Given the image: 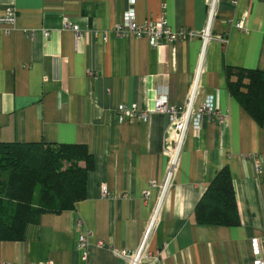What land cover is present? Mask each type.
Returning a JSON list of instances; mask_svg holds the SVG:
<instances>
[{
    "label": "crops",
    "instance_id": "obj_1",
    "mask_svg": "<svg viewBox=\"0 0 264 264\" xmlns=\"http://www.w3.org/2000/svg\"><path fill=\"white\" fill-rule=\"evenodd\" d=\"M206 1L0 0V16L16 9L9 33L0 26V143L84 145L93 160L84 200L73 210L43 214L27 240L0 242V264H127L115 253L138 247L156 198L149 185L163 178L170 138L165 115L151 112L140 123L118 119L115 109L135 103L151 111L161 89L169 104L181 106L201 41L153 48L146 38L108 33L127 10L139 25L163 18L173 31H200ZM244 13L241 32L234 25ZM212 34L224 41L206 49L194 106L211 96L225 119L203 117L188 129L148 244L160 256L156 264H254L252 241L264 239V128L229 94L225 74L227 67L264 72V0H219ZM223 168L231 175L239 223L198 225L195 207ZM87 234L84 261L76 243Z\"/></svg>",
    "mask_w": 264,
    "mask_h": 264
},
{
    "label": "trees",
    "instance_id": "obj_2",
    "mask_svg": "<svg viewBox=\"0 0 264 264\" xmlns=\"http://www.w3.org/2000/svg\"><path fill=\"white\" fill-rule=\"evenodd\" d=\"M229 94L264 127V72L227 67ZM93 160L84 145L0 143V242L29 238L43 214L70 211L84 200ZM198 225L239 223L231 175L220 170L194 210Z\"/></svg>",
    "mask_w": 264,
    "mask_h": 264
},
{
    "label": "built area",
    "instance_id": "obj_3",
    "mask_svg": "<svg viewBox=\"0 0 264 264\" xmlns=\"http://www.w3.org/2000/svg\"><path fill=\"white\" fill-rule=\"evenodd\" d=\"M238 0H231L232 5H236ZM219 0L206 1V19L200 31H192L181 28L177 31L171 30L164 19L158 22H150L139 25L135 23L132 10H127L125 19L122 23L113 27L108 34L119 39L133 37L135 39L146 38L153 48L159 47L163 44H170L175 41H190L192 39H199L201 41V50L198 58V63L195 68L190 87L186 93L184 103L181 106L171 105L167 99L166 89L158 91L153 98V105L151 111L139 107L133 103L130 105L120 104L116 107L115 112L120 120L137 121L140 123H147L149 114L151 112L165 115L167 117L166 134L170 138L169 144L165 145L163 152L166 156V168L163 178L159 184L150 182V188L156 189V198L152 206L148 221L143 231L142 237L134 252L122 250L116 252L118 258L124 260L127 264H156L160 260L159 254L152 255L149 252L148 244L152 233L154 232L161 212L173 186L176 173L179 169L180 159L183 152L186 135L188 129L194 125L200 126L203 117L210 120H217L222 122L225 119L214 103V99L208 96L205 101L197 108L194 103L196 96L201 87L202 77L204 74V59L206 49L211 41L223 42V39L212 34V27L218 12ZM247 13H244L242 18L235 23V28L241 32H246ZM16 20V9L9 6L5 10V14L0 16V26H7L5 33L14 27ZM69 24L64 23L67 27ZM26 32V31H25ZM32 35V34H31ZM43 36L48 38L49 34L43 32ZM107 33L102 35V39H107ZM76 40L80 37L76 33ZM102 195H107L105 187L102 188ZM143 196L147 198L149 192L145 191ZM87 236H79L76 243V249L80 251L82 260L88 257V239ZM101 245V244H100ZM252 254L254 256V264H264V239L261 241H252ZM7 264V263H1ZM38 264H53L51 262H40Z\"/></svg>",
    "mask_w": 264,
    "mask_h": 264
},
{
    "label": "rangeland",
    "instance_id": "obj_4",
    "mask_svg": "<svg viewBox=\"0 0 264 264\" xmlns=\"http://www.w3.org/2000/svg\"><path fill=\"white\" fill-rule=\"evenodd\" d=\"M264 128V127H263Z\"/></svg>",
    "mask_w": 264,
    "mask_h": 264
}]
</instances>
